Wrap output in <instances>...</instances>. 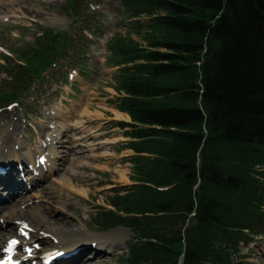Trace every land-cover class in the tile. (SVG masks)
I'll return each instance as SVG.
<instances>
[{"label": "trees", "instance_id": "16d2710c", "mask_svg": "<svg viewBox=\"0 0 264 264\" xmlns=\"http://www.w3.org/2000/svg\"><path fill=\"white\" fill-rule=\"evenodd\" d=\"M119 2L126 31L108 48L112 103L131 119L117 126L133 152L132 183L112 189L91 220L131 229L122 264H179L182 255L183 264H248L242 246L264 235V0ZM89 3L66 5L82 49L84 30L99 26L84 16ZM41 38L31 57L48 67L52 47L59 56L74 40L54 30ZM13 70L1 106L32 87L34 67Z\"/></svg>", "mask_w": 264, "mask_h": 264}, {"label": "rangeland", "instance_id": "374dc122", "mask_svg": "<svg viewBox=\"0 0 264 264\" xmlns=\"http://www.w3.org/2000/svg\"><path fill=\"white\" fill-rule=\"evenodd\" d=\"M3 1L1 7L0 0V91L9 87L11 75L16 74L13 67L29 64L36 71H33L34 79L30 81L31 89L29 87L21 94V104L0 105V125H6L13 118L21 124L17 131V136L23 140L21 152H26L28 148L43 150L44 138L53 130L62 132L64 123L69 125L68 130L60 134L61 141L70 139L72 143L74 134L79 131L75 123L83 122L85 128L80 132L84 142H81L82 145L75 144L74 151H69L66 146L61 147L60 143L56 145L66 157V166L74 164L76 175L72 176L71 184H61L59 180L69 176L61 169L45 180L44 184L51 187L47 197L39 191L40 187H33L23 198L13 200L12 206L4 209L11 214L17 209L18 214L12 219L2 216L4 210L0 213V233L4 236V244L17 236L21 229L18 220L41 227L40 217L33 220L27 214L29 210L39 207L42 216L53 224L57 216L70 215L73 224L67 227L69 229L86 224L92 233L107 236L113 229L124 228L122 237L116 240L119 246L114 256L101 263L122 264L128 254L132 231L125 226L100 230L93 224L91 215L107 204L106 197L112 189L132 183V164L128 161L132 151L124 148L125 131L117 126L118 121L130 118L127 114H119L112 103L117 95L112 77L116 68L112 66L108 48V41L115 33L126 31V26L121 24L125 18L123 8L119 0H90L87 5L92 11H84V16L90 21L95 20L99 26L97 32L91 35L93 42L82 49L78 43H81L80 34L83 32L67 13L68 0H20L14 6L8 0ZM7 10H17L23 16L2 18L1 15ZM47 30L68 31L74 38L66 43L59 56L55 55V51H60L61 47H52L50 56L54 63L51 67L44 66L41 59L31 57L32 53L37 52L38 40ZM37 72L38 77L35 75ZM85 108L89 109V114H83ZM9 130L15 131L13 125ZM63 144H67V141ZM39 154L40 151L36 155ZM22 211L24 214H21ZM22 215L24 217L20 220ZM54 226L61 227L62 224L56 223ZM52 238L53 234L49 236V248L56 245ZM241 253L248 264H264V235L243 245Z\"/></svg>", "mask_w": 264, "mask_h": 264}, {"label": "bare ground", "instance_id": "6f19581e", "mask_svg": "<svg viewBox=\"0 0 264 264\" xmlns=\"http://www.w3.org/2000/svg\"><path fill=\"white\" fill-rule=\"evenodd\" d=\"M8 1L11 2V6L17 5L20 2V0ZM3 3L4 1L2 0L1 7ZM22 16L23 13L17 10H7L1 15L2 18H18ZM89 113V109L85 108L83 110V114L86 115ZM118 113L126 115L119 111ZM127 117L129 118V115H127ZM2 119H4V117ZM5 124L4 126L0 125V164L4 168V172L0 175V213L5 208L12 206L10 204L13 200L16 201L19 200V198H23L28 190L33 187H40L39 191H42L43 195L47 197V195L51 193V187L48 186L49 184H44L45 180L49 178L50 174H54L61 169H64L66 174L69 173V176L63 177L62 180L59 181L62 185H65V183L71 184L72 176L76 175L73 168L74 164L71 163L70 166H66L67 162L64 160L66 157L61 154V150H58L56 145L60 143L61 147H69V151L75 150V144L82 145L81 142H84V138L81 136L80 132L85 129L83 122L75 123L79 131L74 134L75 137L72 143L70 139L60 140V134L68 130L69 124L66 125L67 123H64L62 132L59 129L53 130L44 138L42 141L43 150L40 148L38 151H35L32 148H28L26 152L20 151L23 140L17 136V131L20 130L21 124L15 121L14 118ZM11 125H13L15 131L9 130ZM65 141H67V144H63ZM69 144H72L71 147ZM39 151L40 154L36 155ZM40 156L47 159L46 164L41 165L39 163L38 158ZM61 158L62 160L60 161ZM31 184L34 186H30ZM78 192H83V190H78ZM16 211L17 209H14L12 211L13 214H11L7 212V210H4L2 216L6 215L8 219H12L18 214ZM21 214H24V212L22 211ZM27 214L29 217L33 218V220L40 217L42 219L40 222L41 227L38 228L36 225H32L27 221L18 220L19 228L21 229L18 231L16 237L7 240L5 244L3 240L4 236L0 233V259L5 258L20 264H45V261L41 262V260L56 254L58 251L63 249H78V253L75 257L68 259L54 258L55 260L51 264H101L103 261L114 256V252L119 246L116 240L122 237L123 234L121 231L125 230L124 228H116L110 231L107 236H104L92 233L88 230L86 224L73 229L67 228L73 224L70 215L57 216L54 224H62V226L56 227L52 221L42 216V209L39 207L29 210ZM23 217L24 215L21 216L20 220ZM25 225H27V227H25ZM51 234L54 235L52 240L56 241V245L49 248V236ZM29 235L31 236L30 240ZM32 237H34L37 242ZM12 240H16L19 243L13 246L11 251H8L9 244ZM43 241H45L44 244ZM22 246H27L28 250L24 249L20 251ZM29 249H31V252H29Z\"/></svg>", "mask_w": 264, "mask_h": 264}, {"label": "snow or ice", "instance_id": "6c2138e0", "mask_svg": "<svg viewBox=\"0 0 264 264\" xmlns=\"http://www.w3.org/2000/svg\"><path fill=\"white\" fill-rule=\"evenodd\" d=\"M25 227H27V225H25ZM25 235H26V233H25ZM17 243H19V242L16 240H12L9 244L8 251H11L12 247L15 246ZM29 252H31V249H29Z\"/></svg>", "mask_w": 264, "mask_h": 264}, {"label": "water", "instance_id": "95a60500", "mask_svg": "<svg viewBox=\"0 0 264 264\" xmlns=\"http://www.w3.org/2000/svg\"><path fill=\"white\" fill-rule=\"evenodd\" d=\"M182 262H183V260H182V258H181V260H180V264H182Z\"/></svg>", "mask_w": 264, "mask_h": 264}]
</instances>
